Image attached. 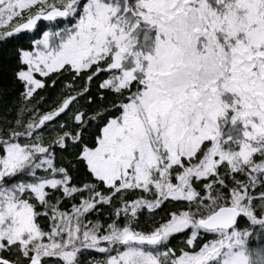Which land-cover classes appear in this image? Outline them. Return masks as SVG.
<instances>
[{"label": "snow or ice", "instance_id": "1", "mask_svg": "<svg viewBox=\"0 0 264 264\" xmlns=\"http://www.w3.org/2000/svg\"><path fill=\"white\" fill-rule=\"evenodd\" d=\"M0 264H264V0H0Z\"/></svg>", "mask_w": 264, "mask_h": 264}]
</instances>
